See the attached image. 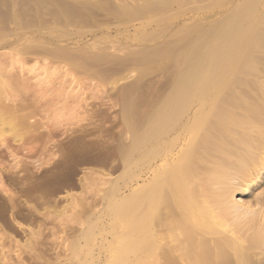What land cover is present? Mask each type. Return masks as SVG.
Here are the masks:
<instances>
[{"label":"bare ground","instance_id":"1","mask_svg":"<svg viewBox=\"0 0 264 264\" xmlns=\"http://www.w3.org/2000/svg\"><path fill=\"white\" fill-rule=\"evenodd\" d=\"M12 1L0 0V49H5L0 54L5 57L0 59V204L15 207L23 189L33 196L35 185H47L45 178L36 181L34 168L56 151L66 153L64 145L72 143L57 126L35 121L33 113L42 105H57L65 81L106 79L103 61L122 62L127 68L154 56L139 50L137 55L129 51L117 56L115 47L121 49L115 44L111 52L98 38L85 42L80 28L66 27L82 21L94 25L90 17L103 11L121 17V22L130 19L127 24L155 15L159 21L153 17L150 24L157 26L174 3L183 13L187 0H140L132 5L94 0L78 8L66 0H47L50 22L38 16L40 10L48 13L40 3H33L30 18H24L27 14ZM213 1V7L224 11L219 20L206 26L198 21L177 36L173 65L167 62L174 66L172 85L158 104L141 109L133 83L108 94L119 100L121 139L112 150L124 170L103 193L109 219H88L71 243L79 257L76 264H258L255 251H264V0ZM154 33L140 35L156 41L160 32ZM156 44L150 48L160 56ZM59 73L68 80L52 85L50 75ZM96 81L92 85L100 86ZM78 133L73 140L80 144L84 135ZM143 172L142 184L123 194ZM236 193H245L241 201L235 200Z\"/></svg>","mask_w":264,"mask_h":264},{"label":"rangeland","instance_id":"2","mask_svg":"<svg viewBox=\"0 0 264 264\" xmlns=\"http://www.w3.org/2000/svg\"><path fill=\"white\" fill-rule=\"evenodd\" d=\"M5 1L11 2L12 0ZM13 1L12 2L16 4L14 5L15 8L22 10L27 14L26 16H24V18H30L28 17L30 16L28 15V9L31 8L30 6H32L33 3H40L41 6L39 5V8H44L46 11L48 9L47 7L51 5L47 0ZM66 1L72 3L76 8H78L79 5H82L84 3L92 4L97 0ZM125 1L126 4L128 3V5L141 3L140 0ZM189 1L190 0H187V2L184 3L185 11L183 10V13L181 9L179 10L178 8H176L179 4L174 6L175 3L173 4V6L171 5L172 7H169V9L173 8L172 11L167 13L168 10H164V13L166 11L168 17H165V15L163 17L164 13L162 11L163 20L161 19V17L160 24H157V26V22H153L154 25L152 23L150 24V20L153 21V19H151L153 17L155 18V21L156 19H158L159 21V18H156L154 14V16L152 15L153 17H151L150 15H146L144 19H142V16H140V18L137 17V19H140L138 20L140 22L134 21V18L132 20L133 23L129 22V24H127L130 19H126L125 21V19L122 18L126 22L124 23L123 20L122 22L120 21L119 18L121 17H119L118 20L114 14H103L105 12L103 11V13H101L102 15L99 13L98 15L96 14L97 16L93 15L92 17H90V19L94 21V25L92 24L93 22L88 23L90 24L88 25L85 23V21L84 24L86 25H84L82 21L81 23L78 22L77 25L75 24L76 26L74 24H70L66 27L68 30H75L76 28H80L82 32L85 33L82 36L85 37L83 38L85 42L92 41L93 38H95L97 41L99 39V45H105V47L107 46V48L111 46L109 47V51L111 52L113 51L115 46H118V50H121L117 51L115 47L113 52L117 56L120 55L122 57L125 55L123 54L124 52L129 53V51H131V53H134L133 51H135L134 54L137 55L139 54L138 50L142 55L148 53L151 55V53L153 52L154 54H152L154 56H150L148 54L151 58L153 57V59L150 58L152 61H150L147 56V59L149 61L144 60L146 63H144L143 61V65H141V63H133V66L129 64L131 66L130 68H128L129 65L127 66V68L123 67L122 62L107 63L106 61H103L105 62L104 70H108L109 72V74L106 76V79H103L104 81L98 80L97 77V79H95L94 77H88L86 81L85 79H83L84 83L78 82L80 84H76L70 82L67 79V77L69 78V76L66 77L61 73L50 75V83L52 85H58L65 79L68 80L63 83L65 91L63 92L62 98L57 105H42L41 109H37V113H33L34 116L32 115V117L34 120L36 119L35 121L37 122L42 123V120L43 123L46 122L45 126H57L59 130L66 133V135L64 133V136H67V140L72 139V143L71 145L68 143L69 147L67 146V144L64 145L65 148L67 147L66 153L56 151L55 154L51 155L52 157L50 156L51 158L45 157V162L43 161L45 164L41 162L43 163V165L40 163V168L39 166H36V168H34L35 170L33 169L35 173L37 172L35 174L36 177H39H37V179L39 180H36L38 183L39 181L43 183L44 180V182H47V185L45 186L35 185V188H33V190L31 191V193H34L33 196H31L32 194L30 195V192L26 193V189H23L24 191H22L19 185H16V187L14 185L13 187L12 185H9L10 187L14 188L15 191H22L21 193H18V195H21L18 198L22 197V199L20 198V200L17 201L18 205L15 207H10L8 204H3L2 206V204H0V206H2V208L0 207V264H66L72 261V264H74L75 261L76 264L79 260V257H77L76 254L77 249L75 250V248H72L71 243L77 240V238L79 237V233L81 232L85 223L88 221V219H109L105 211L106 201L103 200V193L105 192L104 190H106L109 182H111L114 178L116 179V177H119L124 169L123 165H121L122 163L119 159L118 153L112 150V145L115 146V144L118 143V141L121 139L119 132L122 128V125L118 121L119 100L116 95L110 96L108 94L111 91L118 90V88L121 86H124V88H132L131 83H133L134 87H137L135 97L136 100L140 101L141 109L145 107L152 108V105L154 106L155 103L161 101V99L164 97V94L169 91L172 85V71L174 70V66H172L173 63L171 62V60L173 58V44L176 41L177 36L187 31L189 29V26H194V23L195 25H197L201 22L199 24L200 26L209 25L210 23H212V21H216L218 17H221V12H224L222 11L223 8H221L220 10V7H213V3L215 2L213 0H211L213 1V3H211V1L207 2L208 6H211L213 8L209 10L206 9L208 8V6H205L207 5L206 2H204L205 0H202L203 2L201 0H191L192 2L190 3ZM236 1L237 0H235L234 2ZM111 2L115 5L120 4L117 0H111ZM176 9L181 11L182 14H180L179 11L175 13ZM40 11L41 12H39L40 14L38 13V16L41 19L43 18L46 21L49 20V22L52 20L53 16H49L50 11H47L48 13H44L42 10ZM157 13L159 15L161 14L159 12ZM175 14H178V17H175L176 19L174 17H171V15L175 16ZM90 19L88 18L87 22L92 21ZM143 20H148L149 22L145 21L146 23H144ZM188 20L192 25H189ZM185 21L188 23H186ZM96 24L97 26H95ZM146 25L150 26L153 30ZM141 26H143L144 28H141ZM68 27H71L72 29ZM161 27L162 31L160 30ZM179 28L181 29L178 30ZM158 31L160 33H158ZM144 32L146 34L147 32L148 34H151L153 32H155L154 34L158 33L156 41H152L153 39L146 37H144L146 40L143 39ZM121 33L122 36L120 35ZM140 34L143 36H141ZM163 35L166 37H164ZM139 36L142 37L141 39L143 40H141ZM106 37L110 40H108ZM126 37H128L129 39H127ZM101 38H105V41ZM167 38L168 40H166ZM112 40L114 42L117 40V42L114 43ZM130 40L131 42H129ZM163 40L165 44L160 42ZM145 41H147L148 44ZM159 42L161 43V45ZM125 43L127 45L129 44L128 46L130 48L127 46L126 49ZM153 43L154 45L158 43V45L156 44L157 46H159V52L157 51V53H160V56L157 55L156 52H154V48H150L152 46L154 47ZM114 44L115 46L113 47ZM142 47L145 49V51L144 49H142ZM145 47H148V49ZM4 51L5 49H0V54H2V52ZM155 57H159V59L157 58L158 60L162 58V60L158 62L157 60H155ZM4 58V56H0V59L4 60ZM153 60L155 61L153 62ZM169 61L170 63H172V65L168 64ZM28 65H31V63H27V66ZM140 65L142 66V68L144 67L143 70ZM115 68L119 71L112 73ZM90 80H92L91 82H95L97 80L96 82L100 86L94 87ZM98 81L101 83H99ZM134 81L136 82L134 83ZM129 84L130 86H128ZM159 98L161 99L159 100ZM78 132L86 133H82L84 137L82 135L83 140H80V144L78 143L79 141H74V137ZM70 136H72V138ZM126 136H128V134ZM75 142L77 144H75ZM72 144L75 147L77 146V151L74 150L75 147L73 146V148ZM57 166L59 167V169H57ZM43 170H45L44 172H47V174L51 173L52 176H49L47 174L45 176ZM22 173L23 172L21 171L19 172L20 175H22ZM140 177L141 180H139ZM140 177L135 180L137 182L133 181L131 185L129 184V187L127 186V188L123 190V194H129L133 189L138 188L142 184V180L146 177V174H144L143 172ZM43 178L45 179L43 180ZM40 179L43 181H41ZM36 181L35 184L37 183ZM258 189L260 190V188H257L252 190L251 192H256V190ZM254 194L255 193H253L252 195ZM24 195L27 198L26 203L24 200ZM244 195L245 193H236L234 196L235 200L241 201V197H244ZM40 197L41 200H43L42 198H44V200L46 199L47 201H49V203L46 202V200H43L42 202L39 200V203H37V199H40ZM42 203L44 204L42 205ZM15 208L17 210H15ZM99 213H102L101 216H99ZM107 238L109 239V236H107ZM71 250H75L76 252H72ZM255 253L257 255L253 256V261L256 262L258 260L256 263L264 264V251L262 253V251L258 249L255 251ZM94 264L102 263L96 262ZM169 264L181 263L173 261Z\"/></svg>","mask_w":264,"mask_h":264}]
</instances>
